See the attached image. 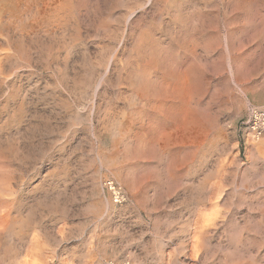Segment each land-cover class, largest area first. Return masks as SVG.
Listing matches in <instances>:
<instances>
[{"label": "rangeland", "instance_id": "obj_1", "mask_svg": "<svg viewBox=\"0 0 264 264\" xmlns=\"http://www.w3.org/2000/svg\"><path fill=\"white\" fill-rule=\"evenodd\" d=\"M253 106L264 0H0V264H264Z\"/></svg>", "mask_w": 264, "mask_h": 264}, {"label": "built area", "instance_id": "obj_2", "mask_svg": "<svg viewBox=\"0 0 264 264\" xmlns=\"http://www.w3.org/2000/svg\"><path fill=\"white\" fill-rule=\"evenodd\" d=\"M243 128L250 133H253L254 137H258L264 132V107L253 106L249 109L243 123ZM105 186L111 191L113 199L117 203L123 202L126 198V194L118 185L112 180H107ZM127 264V263H123Z\"/></svg>", "mask_w": 264, "mask_h": 264}, {"label": "bare ground", "instance_id": "obj_3", "mask_svg": "<svg viewBox=\"0 0 264 264\" xmlns=\"http://www.w3.org/2000/svg\"><path fill=\"white\" fill-rule=\"evenodd\" d=\"M146 65H147V64H146ZM148 66H149V64H148ZM153 67H154V66H153ZM150 68H151V66H150ZM137 69H138V68H137ZM141 70H142V69H141ZM141 70H140V71H141ZM143 70H144V69H143ZM133 71H134V70H133ZM133 71H132V72H133ZM138 71H139V70H138ZM146 71H147V68H146ZM148 71H149V70H148ZM175 73H176V72H175ZM134 74H135V73H134ZM150 74H152V72H151ZM150 74L147 76L148 78L150 77ZM178 74H179V73H178ZM180 74H181V73H180ZM132 75H133V74H131L130 76H132ZM138 75H139V74H138ZM141 75H142V74H141ZM144 75H145V74H144ZM174 75H175V74H174ZM176 75H177V74H176ZM188 75H189V74H188ZM133 76H135V75H133ZM139 76H140V75H139ZM183 76H184V75H183ZM183 76H182V77H183ZM177 77H178V76H177ZM182 77H181V78H182ZM134 78H135V77H134ZM134 78H130V80H132V79H134ZM143 78H146V77H143ZM148 78L146 79L147 82H148ZM161 78H162V77H161ZM170 78H171V77H170ZM135 79H136V78H135ZM135 79H134V80H135ZM166 79H167V78H166ZM172 79H173V77H172ZM172 79H170V81H171ZM184 79H185V78H184ZM137 80H138V79H137ZM143 80H144V79H143ZM161 80H162V79H161ZM177 80H178V79H177ZM190 80H191V79H190ZM170 81H169V82H170ZM173 81H174V80H173ZM136 82H138V81H136ZM136 82H135V83H136ZM165 82H166V80H165ZM167 82H168V80H167ZM167 82H166V85H164L166 90H167V89L170 90L173 94H174V93L177 94V92L181 91V89H180L178 86H171V85H169V83H167ZM176 82H177V81H176ZM178 82H180V81L178 80ZM178 82H177V83H178ZM148 83H149V82H148ZM174 83H175V82H174ZM177 83H176V84H177ZM145 84H147V83H145ZM145 84H144V85H145ZM149 84H150V83H149ZM170 84H172V83H170ZM178 84H179V83H178ZM178 84H177V85H178ZM140 85H142V84H140ZM151 85H152V84H150V86H151ZM173 85H174V84H173ZM146 86H147V85H146ZM160 86H161V84H160ZM141 87H142V86H141ZM143 87H144V86H143ZM151 87H154V86H151ZM151 87H150V88H151ZM162 88H163V87H162ZM146 89H147V88H146ZM146 89H145V90H146ZM145 90L143 89V91H145ZM154 90H155V88H154ZM141 91H142V90H141ZM146 91H147V90H146ZM156 91H157V89L155 90V93H156ZM152 92H153V91H152ZM152 92H150V93L152 94ZM148 93H149V92H148ZM173 94H172V95H173ZM176 94H175V95H176ZM172 95H171V96H172ZM181 95H182V94H181ZM181 95H180V96H181ZM146 96H147V94L145 93V96H144V97H146ZM151 96H153V95H151ZM158 96H160V95H158ZM154 97H155V96H154ZM175 97H176V96H175ZM147 98H149V97H147ZM157 98H158V97H157ZM162 98H163V97H162ZM173 98H174V96H173ZM173 98H172V99H173ZM176 98H178V96H177ZM145 99H146V98H145ZM152 99H153V98H152ZM155 99H156V98H155ZM159 99H160V98H159ZM163 99H164V98H163ZM165 99H167V98H165ZM174 99H175V98H174ZM147 100H148V99H146L145 101H147ZM149 101L151 102L150 98H149ZM149 101H148V102H149ZM156 101H159V100H156ZM160 101H161V100H160ZM163 101H165V100H163ZM177 101H178V100H177ZM180 101H182V100H180ZM170 102H171V101H170ZM170 102H169V103H170ZM178 102H179V101H178ZM186 102H187V101H186ZM146 103H147V102H146ZM160 103L163 104V102H160ZM153 104H156V103H152L151 106H153ZM164 104H165V103H164ZM164 104H163V105H164ZM176 104H177V103H176ZM181 104H182V103H181ZM147 105H148V104H147ZM149 105H150V104H149ZM179 105H180V104H179ZM154 106H155V105H154ZM169 106H171V105H168V107H169ZM180 106H181V105H180ZM175 107H176V105H175ZM182 107H183V106H182ZM184 107H185V106H184ZM155 108H156V107H155ZM161 108H162V107H161ZM181 109H182V108H181ZM181 109H178V110L181 111ZM159 110H160V109H159ZM171 110H174V109H171ZM175 111H176V110H175ZM180 111H179V112H180ZM162 112H163V111H162ZM162 112H161V113H162ZM173 112H174V111H173ZM169 113H170V112H169ZM171 113H172V112H171ZM174 113H176V112H174ZM174 113H172V114H174ZM157 114H159V113H157ZM161 115H162V114H161ZM163 115H164V114H163ZM159 116H160V115H159ZM174 116H176V114H175ZM174 116H172V118H173ZM188 116H189V115H188ZM188 116H187V114H186V115L183 114L182 117H181V122H182V124L185 125V126H188L189 123H190V120H189V117H188ZM169 117H170V116H169ZM164 118H165V117H164ZM170 118H171V117H170ZM162 119H163V117H162ZM167 119H168V118H167ZM165 120H166V119H165ZM169 120H170V119H169ZM178 120H179V119H178ZM192 120H193V119H192ZM172 121H173V120H172ZM174 122H175V121H174ZM193 122H194V121H193ZM176 123H177V122H176ZM192 125H193V124H192ZM197 127H198V126H197ZM189 128H190V127H189ZM196 129H197V128H195V130H196ZM199 129H200V128H199ZM200 130H201V129H200ZM187 132H188V131H187ZM183 133H184V132H183ZM188 133H190V132H188ZM262 134H263V133H261L258 137H254V135H253V133H252V135H253L254 138H259ZM196 135H198V134H196ZM193 136H194V135H193ZM199 136H200V135H199ZM197 138H198V137H197ZM141 139H142V138H141ZM145 140H146V139H145ZM145 140H143V141H145ZM160 144H161V143H160ZM118 186H119V185H118ZM119 188H120V189H123L121 186H119Z\"/></svg>", "mask_w": 264, "mask_h": 264}]
</instances>
